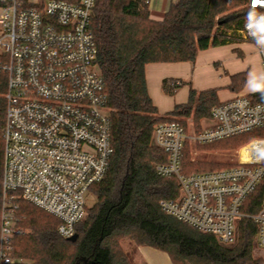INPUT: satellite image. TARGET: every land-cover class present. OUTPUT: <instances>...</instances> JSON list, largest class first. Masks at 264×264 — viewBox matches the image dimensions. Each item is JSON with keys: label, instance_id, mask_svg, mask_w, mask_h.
I'll list each match as a JSON object with an SVG mask.
<instances>
[{"label": "built area", "instance_id": "2783aa9c", "mask_svg": "<svg viewBox=\"0 0 264 264\" xmlns=\"http://www.w3.org/2000/svg\"><path fill=\"white\" fill-rule=\"evenodd\" d=\"M147 5L151 0H144ZM177 0H166L173 3ZM239 2L248 12L234 34L247 41L264 37V0ZM95 0H47L40 8L19 0H0V68L7 75L3 123L0 264L13 263L10 243L23 229L15 215L19 197L59 220L57 232L68 238L86 216V195L108 171L112 154L109 109L91 28ZM264 68V44L258 46ZM199 129L178 121L157 123L154 145L166 161L154 165L174 176L178 195L160 201L177 220L223 245L238 239V222L252 219L255 260L264 264V195L254 213L245 212L248 196L264 179V138L240 148L227 167L185 172L187 145H206L264 128V100L237 94L211 107Z\"/></svg>", "mask_w": 264, "mask_h": 264}, {"label": "trees", "instance_id": "16d2710c", "mask_svg": "<svg viewBox=\"0 0 264 264\" xmlns=\"http://www.w3.org/2000/svg\"><path fill=\"white\" fill-rule=\"evenodd\" d=\"M24 7L40 8L47 0H19ZM233 4L237 9H231ZM226 0H177L160 19L150 16L144 0H95L91 28L96 43V62L103 77L109 109L112 154L103 179L90 187L93 205L75 225L77 239L70 241L57 232L59 220L17 197L15 215L23 229L10 243V264H135L119 240L136 247L149 246L167 253L172 264H250L255 260L257 225L250 218L238 222V239L223 245L177 220L160 206L163 199L178 195L174 176H161L154 165L166 161L163 151L152 144L154 126L192 116L196 129L219 103L215 88H190L187 100L160 114L148 94L144 68L151 62H193L200 50L242 41L233 32L242 26L248 12L239 2ZM231 9V10H230ZM256 46L264 37L249 39ZM5 56L0 54V65ZM245 72L230 75L228 88L240 90ZM7 75L0 68V210L2 205L3 123ZM173 83V84H172ZM184 82L162 80V89L172 94ZM264 100V89L252 93ZM264 138V128L224 138L207 145L237 146L245 139ZM183 152L185 172L214 170L215 163H193ZM186 167V166H185ZM184 167V168H185ZM264 195V179L248 196L245 212L257 211ZM144 264V263H143Z\"/></svg>", "mask_w": 264, "mask_h": 264}, {"label": "crops", "instance_id": "0c3cea01", "mask_svg": "<svg viewBox=\"0 0 264 264\" xmlns=\"http://www.w3.org/2000/svg\"><path fill=\"white\" fill-rule=\"evenodd\" d=\"M164 2L166 0H151L150 11L153 12L151 7L161 8ZM239 72L246 74L244 86L232 91L228 88L230 75ZM144 73L148 94L160 114L172 110L176 104L184 103L190 88L197 91L215 88L219 101L237 94L251 95L264 89L261 56L258 46L250 41L200 50L193 62L147 63ZM165 78L175 84L181 81L184 84L174 89L172 94H167L162 89V80ZM137 258L146 264H172L167 253L149 246H138Z\"/></svg>", "mask_w": 264, "mask_h": 264}, {"label": "rangeland", "instance_id": "374dc122", "mask_svg": "<svg viewBox=\"0 0 264 264\" xmlns=\"http://www.w3.org/2000/svg\"><path fill=\"white\" fill-rule=\"evenodd\" d=\"M169 5L170 3L164 2L161 8L151 7V10L153 12L150 11V16L154 19H160L162 17L161 14L165 12V10L168 8ZM232 6L233 7L231 9L238 8V5L236 4H233ZM223 92L224 91H222V93ZM182 121L187 129L191 131L196 129V124L192 116L183 118ZM203 124H206L205 118L199 121V127H201ZM250 140L251 139H247V140L245 139V141L243 140L242 142H240V144H237V146H223V145L215 146V145H207V144L200 145V144L191 143L187 145V147L185 148V153L187 155L186 157L193 163L196 162L204 163V164L215 163L217 165L213 168L218 169L234 164L238 160L240 148ZM185 166H184L185 168H183L184 170L193 169L191 167L189 168L188 165ZM94 201H95L94 195L88 193L86 195V207L87 208L91 207ZM119 246L125 252H132L133 262L135 264H143V263L146 264L144 261L137 258V247L134 245V242L129 241L127 239H121L119 240Z\"/></svg>", "mask_w": 264, "mask_h": 264}, {"label": "water", "instance_id": "95a60500", "mask_svg": "<svg viewBox=\"0 0 264 264\" xmlns=\"http://www.w3.org/2000/svg\"><path fill=\"white\" fill-rule=\"evenodd\" d=\"M152 144L154 145L153 141H152ZM67 239L70 241H75L77 239V234L75 233L74 235L68 237Z\"/></svg>", "mask_w": 264, "mask_h": 264}]
</instances>
